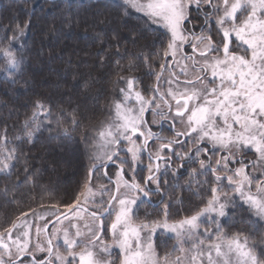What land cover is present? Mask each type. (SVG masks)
Wrapping results in <instances>:
<instances>
[{
    "label": "snow or ice",
    "instance_id": "obj_1",
    "mask_svg": "<svg viewBox=\"0 0 264 264\" xmlns=\"http://www.w3.org/2000/svg\"><path fill=\"white\" fill-rule=\"evenodd\" d=\"M105 7L114 11L117 20L131 17L133 11L140 14L136 19L146 27H134L127 43L136 47L151 37L144 46L147 51L129 54L124 44L122 55L123 40L119 30L114 31L111 39L117 43L110 47L115 50L103 60L97 57L122 81L112 106L115 116L100 133L103 151L93 156L82 185L63 201L67 212L57 207L52 213L55 219H50L33 209L31 219L43 224L18 216V222L9 221L0 229V264H184L181 256L171 261L167 253L156 255L157 229L183 237L181 252L185 242H192L187 264H264V0H112ZM34 15V11L26 13V20H13L8 28L0 26L4 33L0 75L12 84L24 75L27 41L23 38ZM48 31L57 29L51 26ZM40 54L36 50V56ZM125 59L127 67L121 64ZM143 68L148 69L151 86L132 75ZM32 108L23 124L26 139L17 137L20 143L9 147L6 128L0 135V173L12 174L16 167L12 161L20 159L17 152L23 153L24 145L52 116L53 109L42 99L32 101ZM146 113L159 118L160 132L147 126ZM41 115L43 119H38ZM78 116L73 110L72 123ZM165 122L170 137L162 134ZM193 183L200 191L207 186L210 197L201 201L204 207L197 206L195 214L178 224L133 219L137 201H151L154 196L167 217L171 203L166 201L177 199V190L184 191L185 185L191 192ZM244 205L255 216L249 217L255 232L225 235L227 218ZM82 212L90 217L84 230L73 222L82 218ZM22 214L28 217L27 212ZM64 220L69 226L58 228ZM34 227L38 238L44 235L35 244ZM145 230L147 236H142ZM109 234L110 243L105 239ZM252 235L259 237L258 242L249 243Z\"/></svg>",
    "mask_w": 264,
    "mask_h": 264
},
{
    "label": "trees",
    "instance_id": "obj_2",
    "mask_svg": "<svg viewBox=\"0 0 264 264\" xmlns=\"http://www.w3.org/2000/svg\"><path fill=\"white\" fill-rule=\"evenodd\" d=\"M111 3L112 0H0V26L3 28H8L13 20H26V13H35L33 26L23 38L27 41L23 77L12 84L0 75V135L6 128L8 145L13 147L20 143L17 137L27 138L23 134V124L25 116L32 114V101L42 99L53 109L50 120L36 130L32 141L24 145L23 153L17 152L20 159L12 161L16 165L12 174L0 173V229L9 221H17L18 216L23 219V212L31 215L33 209L37 213L52 212L57 207L59 211H66L63 201L82 185L91 167L96 141L111 122L112 106L122 84L112 69L98 63L97 57L103 60L111 56L115 49L110 46L117 43L111 37L117 29L123 40L122 55L124 44L129 54H140L141 49L147 51L144 46L151 39L140 40L136 47L127 43L134 27L146 26L136 19L140 14L134 11L131 17L117 20L114 11L105 7ZM51 26L57 31H48ZM3 35L0 31V37ZM38 49L41 54L36 56ZM3 64L0 59V66ZM121 64L127 67L128 60ZM147 72L148 69L143 68L132 75L151 86ZM143 86L137 84L141 90ZM73 110L79 112L75 124L72 123ZM26 175L29 179L23 183ZM208 197L207 186L200 191L193 185L191 192L186 187L177 199L166 201L171 203L167 219L176 221L195 214L197 206L202 208L201 201L206 203ZM145 206L151 209L145 216L144 209H140L138 221L161 219L159 207ZM245 208L247 205L237 208L227 218L229 234L255 232V225L249 219H255L254 214ZM258 240V236L252 235L249 241L251 244ZM167 241L157 238L160 253L165 251Z\"/></svg>",
    "mask_w": 264,
    "mask_h": 264
},
{
    "label": "rangeland",
    "instance_id": "obj_3",
    "mask_svg": "<svg viewBox=\"0 0 264 264\" xmlns=\"http://www.w3.org/2000/svg\"><path fill=\"white\" fill-rule=\"evenodd\" d=\"M191 74V73H190ZM169 77V75H167L165 78H168ZM114 116H115V112H114V109H113V116H112V118H111V120L114 118ZM107 127H105L104 128V130L106 129ZM103 130V131H104ZM102 132V131H101ZM135 139V138H134ZM140 143H142L143 142V140L140 138V141H139ZM104 144V141L102 140V138H101V136H100V134H99V137H98V139H97V141H96V144H95V154L97 153V152H102L103 151V147H102V145ZM129 159H130V156L128 157ZM259 173H253V175H258ZM93 183H98L97 181H93ZM121 191L123 192L124 191V189L122 188L121 189ZM253 192H254V194H255V188H253ZM207 195H208V193H207ZM180 196V195H179ZM105 199H107V197L105 196L104 197ZM210 197H208L207 199H209ZM96 199L97 200H99L100 199V197H99V195L96 197ZM207 201V200H206ZM145 203V202H144ZM144 203H140V201L138 200L137 201V204H138V207L137 206H133V213H132V216H133V219L136 221V222H140V221H138V212H139V210L141 209H144V211H145V214H144V216L146 215V212H147V210H149L150 211V207H147V206H145L146 204H144ZM88 206H90V207H92L93 208V206L92 205H88ZM204 207V206H203ZM202 207V208H203ZM162 208H164V206L163 207H159V210H160V213H161V215H162V217H161V219H167V217H165L164 215H163V213L165 212V210H163V211H161L162 210ZM57 210H55V211H52V212H39V213H43V214H45L47 217H49L50 219H54L55 217L52 215V213L53 212H56ZM60 212H63V211H60ZM148 213V212H147ZM168 213V212H167ZM81 216H82V218L79 220V221H73L74 223H78L79 225H80V227H81V229L82 230H84V228H83V225L86 223V222H90V217L88 216V214L87 213H81ZM31 217H32V214L31 215H29L28 217H24V218H28L29 219V221H30V223H34L35 225H41V224H43L44 223V221H42V220H32L31 219ZM255 217V216H254ZM23 218V219H24ZM186 218V217H185ZM63 219V218H62ZM182 219H184V218H182ZM182 219H179V220H176V221H169L168 219H167V222L169 223V224H178L179 223V221L180 220H182ZM201 219H204V217H201ZM142 222H145V220L144 221H142ZM106 223H108V221H106ZM229 224H230V222H228L226 225H225V227H224V229H223V232H224V234L225 235H231V234H229L228 232H229ZM69 226V221L68 220H64L63 221V224H58L57 225V227L58 228H60V229H64L65 227H68ZM71 231H75V229H70ZM202 230V229H201ZM142 236H147V230H145V232L144 233H142ZM158 237H160L163 241H166V240H170V241H172V243H168V241L164 244L165 246H166V248L164 247V249H165V251L163 252V253H160L159 252V250H158V247L156 246V241H157V238ZM202 238V237H201ZM37 239H40V240H44V235H41L39 238L37 237V235H36V229H35V227L32 229V243L33 244H35L36 242H37ZM105 239H106V241L107 242H111V239H112V237H111V235L109 234L108 236H106L105 237ZM184 238L183 237H178V234L176 233V232H170V231H164V230H162V229H157L156 231H155V233L153 234V246H154V248H155V253H156V255L157 256H159V257H163L166 253L169 255V259L171 260V261H175L176 260V258H177V256H181V257H184L185 259H184V264H187V259H186V257L188 256V255H190L191 253L188 251L190 248H191V241H187V242H185L184 244H183V247H184V249H185V251L184 252H181L180 250H179V245H180V243H181V240H183ZM213 239H215V238H213ZM46 242V241H45ZM55 242V241H54ZM61 244H62V238H61V240L59 241ZM249 243H250V241H249ZM175 249V250H174ZM112 251L113 252H115V251H117V249L116 248H113L112 249ZM36 255L37 256H40V255H44L43 253H39V252H37L36 253Z\"/></svg>",
    "mask_w": 264,
    "mask_h": 264
},
{
    "label": "flooded vegetation",
    "instance_id": "obj_4",
    "mask_svg": "<svg viewBox=\"0 0 264 264\" xmlns=\"http://www.w3.org/2000/svg\"><path fill=\"white\" fill-rule=\"evenodd\" d=\"M181 63H183V61H181ZM175 70H176V72H179L180 71V68L179 67H176ZM167 75H169V73L168 72H165L164 73V78ZM161 83L163 84V79H162ZM164 87L166 88L167 85H164ZM145 119L149 121V125H147V126L150 127L154 132H160L161 131L159 118L152 116L151 113H146L145 114ZM152 121H156V122L153 123ZM179 127H182V126L181 125H177V128H179ZM162 134L164 136H169L170 137V132L168 131V123L167 122L164 123ZM141 139L143 140V137H141ZM150 143H151V141H150ZM252 158H253V156H249L248 157V159H252ZM145 163H147L146 155H145ZM162 168H163V165H161V169ZM143 175H147V173H143ZM185 179H187V177H185ZM201 179H203V178H201ZM182 183H183V181H182ZM193 185H196V184L193 183ZM186 187L187 186L185 185V188ZM180 193H181V191L178 189L176 195L179 197ZM145 203L148 204V205H150V206H152V207H163V204L160 202V199L157 196L152 197L151 201H147L146 200ZM87 207L89 209L92 208V207H90L88 205H87ZM63 212H65V211H63Z\"/></svg>",
    "mask_w": 264,
    "mask_h": 264
},
{
    "label": "water",
    "instance_id": "obj_5",
    "mask_svg": "<svg viewBox=\"0 0 264 264\" xmlns=\"http://www.w3.org/2000/svg\"><path fill=\"white\" fill-rule=\"evenodd\" d=\"M65 212H67V210Z\"/></svg>",
    "mask_w": 264,
    "mask_h": 264
}]
</instances>
